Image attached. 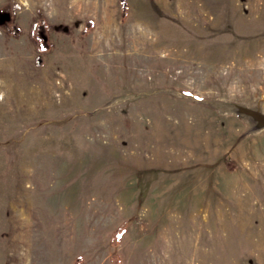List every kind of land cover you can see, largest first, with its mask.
Returning a JSON list of instances; mask_svg holds the SVG:
<instances>
[{
  "label": "rangeland",
  "instance_id": "374dc122",
  "mask_svg": "<svg viewBox=\"0 0 264 264\" xmlns=\"http://www.w3.org/2000/svg\"><path fill=\"white\" fill-rule=\"evenodd\" d=\"M125 1L7 0L0 264H264V0Z\"/></svg>",
  "mask_w": 264,
  "mask_h": 264
},
{
  "label": "trees",
  "instance_id": "16d2710c",
  "mask_svg": "<svg viewBox=\"0 0 264 264\" xmlns=\"http://www.w3.org/2000/svg\"><path fill=\"white\" fill-rule=\"evenodd\" d=\"M120 6L121 18L123 20L127 12L126 1L120 0ZM0 24L4 27V29H6L7 32L11 33L12 35L17 36L19 34L17 30L16 32H14V30L11 29V26L13 24H11V22H9L8 20L5 23L0 22ZM50 28H52V26L47 24L46 20L43 17L41 9H37V16L33 19L30 27V37L39 51H47L51 47V43L48 39V30ZM41 63V57H37L35 64L37 66H41ZM111 257L113 259V264H119L115 254H113Z\"/></svg>",
  "mask_w": 264,
  "mask_h": 264
},
{
  "label": "crops",
  "instance_id": "0c3cea01",
  "mask_svg": "<svg viewBox=\"0 0 264 264\" xmlns=\"http://www.w3.org/2000/svg\"><path fill=\"white\" fill-rule=\"evenodd\" d=\"M9 2H7V0H5V1H3V2H1L0 1V17H2V18H4L5 20L6 19H8V16H9V14H8V7H9V4H8ZM16 4L17 5H21L19 2H16ZM70 4H71V2H70ZM65 6V8H66V5H64ZM38 9H41V8H38ZM66 10H67V8H66ZM65 10V11H66ZM42 11V10H41ZM64 11V12H65ZM7 21V20H6ZM5 23V22H4ZM4 31H5V29H4ZM7 32V31H6Z\"/></svg>",
  "mask_w": 264,
  "mask_h": 264
}]
</instances>
